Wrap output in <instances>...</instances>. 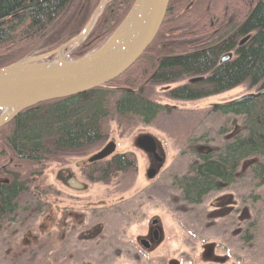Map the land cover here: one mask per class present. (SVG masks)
<instances>
[{
    "label": "trees",
    "instance_id": "obj_1",
    "mask_svg": "<svg viewBox=\"0 0 264 264\" xmlns=\"http://www.w3.org/2000/svg\"><path fill=\"white\" fill-rule=\"evenodd\" d=\"M134 1L114 0L104 7L71 58L98 48ZM85 2L0 0V68L52 51L79 35L94 9ZM229 52L233 57L222 63ZM183 81L166 95L188 101L244 83L264 88V0H170L157 38L125 74L92 91L28 108L1 128L0 176L9 177L0 179V220L16 212L28 188V179L13 166L85 156L106 138L110 118L151 124L166 109L150 95L152 89ZM215 110L244 115V127L221 147H200L188 172L172 178L190 204L233 184L247 162L252 177L264 183V96ZM135 166V158L121 153L90 165L85 173L92 182H107L113 173Z\"/></svg>",
    "mask_w": 264,
    "mask_h": 264
},
{
    "label": "rangeland",
    "instance_id": "obj_2",
    "mask_svg": "<svg viewBox=\"0 0 264 264\" xmlns=\"http://www.w3.org/2000/svg\"><path fill=\"white\" fill-rule=\"evenodd\" d=\"M84 2L94 5L92 17L101 0ZM80 44L63 55L71 57ZM186 82L152 89L150 95L166 109L151 124L110 118L106 138L85 156L13 166L28 179V188L16 212L0 220V264H264V183L252 177L250 162L233 184L200 204L184 201L172 183L175 175L188 172L202 147H221L244 127V115L223 114L212 104L260 89L244 83L188 101L166 95ZM143 135L156 140L160 161L137 144ZM109 142H115L116 154L135 158L136 166L113 173L107 182L85 179L79 165ZM65 168L84 189L60 181ZM151 169L156 170L152 177ZM153 220L160 238L156 250L145 253L139 238L149 234Z\"/></svg>",
    "mask_w": 264,
    "mask_h": 264
},
{
    "label": "water",
    "instance_id": "obj_3",
    "mask_svg": "<svg viewBox=\"0 0 264 264\" xmlns=\"http://www.w3.org/2000/svg\"><path fill=\"white\" fill-rule=\"evenodd\" d=\"M107 3L108 0H101L84 31L57 49L0 68V129L28 108L92 91L125 74L157 38L170 0H135L124 20L98 48L82 57L64 56L63 51L67 47L86 39ZM232 57L233 53L229 52L221 62ZM262 96L264 88L213 103L212 107L233 105ZM137 144L149 154L155 153L156 161H160L157 142L152 136H141ZM115 152V142H109L89 160H100ZM155 173L156 170L151 169L149 176ZM157 223L158 220H153L154 225ZM142 243L148 245L144 240Z\"/></svg>",
    "mask_w": 264,
    "mask_h": 264
},
{
    "label": "flooded vegetation",
    "instance_id": "obj_4",
    "mask_svg": "<svg viewBox=\"0 0 264 264\" xmlns=\"http://www.w3.org/2000/svg\"><path fill=\"white\" fill-rule=\"evenodd\" d=\"M105 147V146H104ZM104 147H102L100 150H98L96 153H98L99 151H101ZM94 153V154H96ZM94 154L90 155L85 161H83L79 166H80V171L82 172V175L85 179H88V177L86 176L85 170L87 168H89L90 165H93L95 163L98 162H108L110 160H112L114 158V156H116V153L109 155L103 159L100 160H96V161H90V157H92ZM153 158H156L155 153L152 154ZM59 178L60 181L65 184V186L67 187H71L73 189H77V190H82L84 189L82 187V185H80L78 183V178L76 176V174L73 173L72 169L70 168H65L63 170H61L59 172ZM89 180V179H88ZM92 182V181H91ZM79 186V187H78ZM81 186V187H80ZM2 220V219H1ZM158 224V223H157ZM156 225V224H155ZM153 224V221L151 223L150 229H149V234L145 237H141L139 238V244L141 246V248L143 249V251L145 253H152L156 250V242L159 240L160 238V229L157 227V225L155 226ZM146 241L148 243L147 246H145L142 241ZM178 264V263H175Z\"/></svg>",
    "mask_w": 264,
    "mask_h": 264
}]
</instances>
